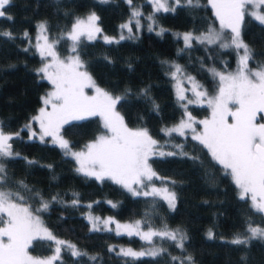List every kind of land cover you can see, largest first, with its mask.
Returning <instances> with one entry per match:
<instances>
[{
    "label": "trees",
    "instance_id": "16d2710c",
    "mask_svg": "<svg viewBox=\"0 0 264 264\" xmlns=\"http://www.w3.org/2000/svg\"><path fill=\"white\" fill-rule=\"evenodd\" d=\"M133 5L144 14L139 31L131 33L134 38L107 44L103 37L119 40L116 36L120 25L131 16L132 6L126 0H11L5 17H0V121L4 122L6 132H20V138L13 143L14 151L20 156L6 163L8 187L14 192L20 191L26 197V204L39 205L40 199L34 198L35 193L50 201L49 210L40 214L44 226L57 238L75 244L88 254L74 258L69 251H62L61 260L54 264H126L127 258L116 255L119 248L141 250L150 247L138 236L116 235L114 230L89 231L91 225L85 218L89 213L118 220L139 219L154 228L166 224L188 236L184 250L155 238L157 244L168 251L155 259L143 257L134 264H179L172 261L171 256L182 259L188 255L193 257L195 264H264V240L254 239L247 245L231 243L237 234H246V221L264 227V214L252 209L250 199L239 198L231 176L225 175L223 167L212 160L208 150L198 141L190 135L173 133L169 137L162 131L183 114L168 75L171 61L193 75L210 93H217L219 80L210 69L223 72L232 68L235 49L194 41L191 48L179 51L184 49V42L173 35L174 31L198 32L217 26L208 0H199V7L181 6L175 12L155 13V24L166 29L163 35H157L159 30L155 28L148 30L146 17L153 12L149 2L133 0ZM91 12L99 17L98 26L102 32L93 41L84 40L79 51L96 83L114 95L125 96L117 110L128 127L147 128L161 145L184 144L187 156L155 155L149 159L153 170L169 180L176 193L174 209L159 197H134L110 179L100 182L77 172L75 159L66 156L49 138L45 137L43 143L38 136L29 139V130L24 126L51 87V83L36 71L42 60L31 43L35 25L46 22L49 35L55 38L69 29L76 17ZM4 32L12 33V37L4 36ZM25 32L28 38L24 37ZM224 32L228 36L229 30ZM241 37L253 51L254 58L249 66L264 65V25L246 17ZM69 45L70 42L62 41L58 45L60 54L69 53ZM142 89L148 90L146 97ZM209 109L204 102L188 105V111L195 118L206 119ZM37 129L34 122L31 130L36 132ZM102 131L99 118L92 116L64 125L62 135L72 148H79ZM24 157L35 163L29 165ZM19 181L33 191H24ZM73 193L78 194L80 200L76 207L70 203L75 198ZM53 196L61 202H52ZM108 201L118 207L112 208ZM89 204L91 209L87 207ZM209 230L214 234L213 239L207 236ZM55 247L53 241L37 237L28 251L32 256L46 258L53 255ZM109 247L115 251L109 252ZM89 256L98 259L92 261Z\"/></svg>",
    "mask_w": 264,
    "mask_h": 264
},
{
    "label": "snow or ice",
    "instance_id": "6c2138e0",
    "mask_svg": "<svg viewBox=\"0 0 264 264\" xmlns=\"http://www.w3.org/2000/svg\"><path fill=\"white\" fill-rule=\"evenodd\" d=\"M126 2L132 6V12L129 21L121 24L120 28L127 29L130 35L121 34L119 40L105 35L103 39L107 44L134 38L131 36L133 21L137 31L141 27L143 12L133 5V0ZM149 3L153 8V12L146 17L150 21L149 31L154 30L155 13L175 12L181 6L199 7V0H149ZM208 3L219 21L220 29L209 26L206 32L199 35L193 32L182 34L184 49L179 51L183 52L191 48L194 41L205 45L219 44L222 49L234 48L238 57L237 68L234 72L227 73L216 71L215 68L210 69L213 76L218 78L219 87L216 95L209 96L202 85L193 77L185 76L183 68L173 63L168 74L176 81L177 102L184 109V118L162 131L169 137L173 133L187 136L191 132L192 139L208 150L212 160L223 167L225 175L231 176L232 182L238 189L239 198L250 199L252 209L264 214V123L257 120L258 114H264V65H260L255 70L249 67V62L254 58L253 51L241 37V26L246 17H251L260 25H264V0H208ZM10 4L11 0H0V17H5ZM98 21L99 17L95 12L89 13L86 17H76L70 28L55 38L49 35L46 22L37 25L34 47L41 57L42 66L36 71L38 75L42 74L41 78L47 79L53 88L41 97L44 106L24 127L29 130V139H35L37 133L31 129L33 123L38 122L40 141L43 143L45 137H50L66 156L71 155L76 160L79 165L77 172L94 177L100 182L110 179L134 197H159L170 209H174L176 193L169 189L166 179L153 170L149 159L155 155L187 156L184 144L172 145L178 151H160L159 149L164 145L159 144L147 128L132 129L125 123L124 117L117 110L125 96L114 95L100 87L89 73L79 50L84 40L93 41L97 39V34L102 32ZM224 29L230 30V38L223 31ZM165 31L166 29L160 28L157 35H163ZM3 35L12 37L10 32H4ZM24 37L28 38L27 32L24 33ZM62 41L70 42L69 54L66 57L61 56L58 48ZM181 77L189 81L190 89L183 87ZM86 89H92L94 94L89 95ZM141 91L145 97L148 95L147 89ZM188 91L193 93L194 100L187 97ZM205 100L211 109V116L197 121L188 111V105L200 104ZM156 107L158 106L154 105V108ZM92 116L101 118L103 133L85 144L82 150L73 152L70 142L62 135L64 125ZM259 119L264 120V115H260ZM196 125H201L202 130ZM4 128V122L0 121V225H2L0 226V264H54L55 261L61 260L62 251H69L74 258L87 256L88 254L80 251L75 244L57 238L44 226L40 214L49 210L50 201L44 200L39 193H35L34 198L39 197L40 203L39 207L33 209L30 205H26V197L20 191L14 192L8 187L6 163L20 156L13 148L14 141L20 138V132L10 133ZM189 158L198 159V157ZM23 159L27 160L29 165L35 163L27 157ZM154 179L161 180L162 186L157 187L153 183ZM18 184L26 192L33 191L23 181H19ZM73 196L75 198L70 203L71 206L76 207L80 200L78 194L73 193ZM52 202L61 201H58L57 196H53ZM108 203L112 208L118 207L112 201ZM87 207L91 209L92 205L89 204ZM85 218L91 225L89 229L91 232L112 231L109 225L115 224L116 235L138 236L150 245L139 251L120 248L116 255L127 258L126 264H134L135 261L146 256L155 259L166 253L168 249L162 244L158 245L155 238L171 242L181 250L185 249L184 242L188 239L180 229H170L166 224L161 228H154L147 221L141 220L121 224L113 217L101 218L91 213ZM245 231L248 235L237 234L231 243L247 245L254 239L264 240V227L254 226L251 220L246 221ZM207 236L209 239L214 238L211 230ZM37 237L55 243L53 255L40 258L29 254V246ZM108 251L113 252L115 249L109 247ZM88 259L96 261L98 257L89 256ZM171 260L178 261L179 264H195L191 255L182 259L171 256Z\"/></svg>",
    "mask_w": 264,
    "mask_h": 264
},
{
    "label": "rangeland",
    "instance_id": "374dc122",
    "mask_svg": "<svg viewBox=\"0 0 264 264\" xmlns=\"http://www.w3.org/2000/svg\"><path fill=\"white\" fill-rule=\"evenodd\" d=\"M148 2H149V0H147ZM150 4V3H149ZM150 6H151V8H152V5L150 4ZM136 8H138V7H136ZM153 9V8H152ZM87 15H82V16H80V17H86ZM216 18V17H215ZM217 20V19H216ZM129 21V20H128ZM128 21H126V22H128ZM41 22H43V21H41ZM126 22H124V23H126ZM147 25L150 23V21H148L147 20ZM123 23V24H124ZM38 24H36L35 26H37ZM217 26H213V27H215L217 30H219L220 29V24H219V21L217 20V24H216ZM132 27H133V31H135L136 30V28H135V21H133L132 22ZM153 28H155V30H159L161 27L160 26H158L157 24H154L153 25ZM209 28V27H208ZM208 28L207 29H205V30H201V31H198V32H193L194 34H196V35H199L200 33H202V32H206L207 30H208ZM224 30H229V29H224ZM223 30V31H224ZM187 32H192V31H174L173 32V35H175V36H178V34H179V37H181L182 38V34H184V33H187ZM121 34H123V35H125V36H129L130 34L128 33V31H127V29H121L120 28V30H119V32H118V34H117V36L116 37H120V35ZM36 36H37V27L35 28V30H34V32H33V35H32V37H31V43H33V48L35 49V47H34V45H35V43H36ZM230 36H231V32H230V30H229V34H228V37L230 38ZM36 50V49H35ZM241 52H242V50H241ZM69 53H67V54H65V55H63V54H61V56L62 57H66L67 55H68ZM237 60H238V57H237V55H236V50H235V59H234V65H233V67L232 68H230V69H228V70H225V71H223L224 73H227V72H234L235 70H236V68H237ZM173 63H175V62H173V61H171V64H170V68H171V66H172V64ZM175 64H177V63H175ZM179 65V64H178ZM42 66V65H41ZM40 66V67H41ZM39 67V68H40ZM250 67V66H249ZM259 66H256V67H250V68H252V69H257ZM169 68V69H170ZM184 70V69H183ZM169 72V71H168ZM184 73H185V76H191V77H193L194 79H195V81L196 82H198L200 85H202L203 86V89L204 90H206L207 92H208V94H209V96H214V95H216V93H210L211 91H208V89L199 81V80H197L193 75H191L190 73H188V72H186L185 70H184ZM42 75V74H41ZM169 75V74H168ZM170 76V75H169ZM170 79H171V82H172V86H173V90H174V93H175V96H176V98H177V95H176V92H177V89H176V87H175V84H176V81H174L172 78H171V76H170ZM181 79H182V83H183V87H185V88H188V89H190L191 88V84L189 83V81L186 79V78H184V77H181ZM52 88H53V86H52V84H51V87L47 90V92L44 94V95H46L49 91H51L52 90ZM86 92H88V94L89 95H92V94H94V92H93V90L92 89H86ZM43 95V96H44ZM186 95H187V97L188 98H190V99H195V97H194V95H193V93L191 92V91H188L187 93H186ZM186 102V101H185ZM183 103V102H182ZM204 103H206L207 104V101L205 100L204 101ZM44 105L42 104V101H41V105H40V107L36 110V112L31 116V118L33 117V116H35V115H37L38 114V111H39V109L41 108V107H43ZM208 106V105H207ZM208 109H209V107H208ZM48 110L50 111L51 110V108H50V106H49V108H48ZM260 115H264V114H258V116H257V120L259 121V122H261V123H264V120H260L259 119V117H260ZM210 116H211V109H209V114H208V116L206 117V119H208V118H210ZM98 118H99V120H100V122H101V124H103V122H102V120H101V118L99 117V116H97ZM30 118V119H31ZM182 118H184V109H183V114H182V116L181 117H179L174 123H172V124H170L167 128H170V127H172V126H174L175 124H177ZM195 118V117H194ZM197 121H199V120H204V119H202V118H195ZM35 124L37 125V131H36V133H37V136L39 137V133H40V127H39V123L38 122H35ZM196 127L197 128H199L200 130H202V126L201 125H196ZM132 129H136V128H132ZM103 131H104V129H103ZM103 131L101 132V133H98L97 135H95L92 139H90V140H88V141H86L82 146H80L79 148H72V151L73 152H76V151H80V150H82L83 149V147H84V145L85 144H87L88 142H90V141H92V140H94L95 139V137L96 136H98V135H100V134H102L103 133ZM188 135H190L191 137H192V134H191V132H189L188 133ZM46 138H49V140L52 142V140H51V138L50 137H46ZM171 145H169V146H167V145H164V147L163 148H161V149H159L160 151H164V152H174V151H178L177 149H175V148H173L172 147V145L173 144H176V143H170ZM71 156V155H70ZM76 161V160H75ZM79 167V165L77 164V162H76V169ZM161 177V176H160ZM166 181H167V184H168V187H169V189L171 190V191H173L172 190V187H171V185H170V182H169V180H167L166 179ZM153 183L157 186V187H160V186H162V181L161 180H153ZM127 191V190H126ZM237 191H238V189H237ZM131 194V193H130ZM26 205H30V204H26ZM33 209H35V208H37V207H39V205H30ZM93 216H97V215H93ZM99 217H101V218H108V217H110V216H99ZM5 219H6V217H5ZM115 219V218H114ZM116 221H118L119 223H121V224H125V223H131V222H134V221H136V220H139V219H133V220H118V219H115ZM0 226H2V225H0ZM254 226H256V225H254ZM102 227V226H101ZM109 227L110 228H112V230H114L115 231V224H111V225H109ZM145 230H146V226H145ZM116 232V231H115ZM245 235H248V233L246 232V234ZM234 238V237H233ZM123 248H129V247H123ZM120 250V248L118 249V251ZM136 251H139V250H136Z\"/></svg>",
    "mask_w": 264,
    "mask_h": 264
}]
</instances>
